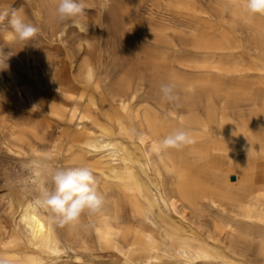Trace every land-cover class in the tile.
Listing matches in <instances>:
<instances>
[{
    "label": "bare ground",
    "instance_id": "1",
    "mask_svg": "<svg viewBox=\"0 0 264 264\" xmlns=\"http://www.w3.org/2000/svg\"><path fill=\"white\" fill-rule=\"evenodd\" d=\"M100 1L104 8L109 0ZM217 1L221 21L233 29L245 26L264 56V15L247 14L244 0ZM39 2L56 14V4ZM182 4L173 3L178 9ZM193 18L179 20L175 28L152 19L136 36L118 31L117 48L104 47L96 58L91 45L80 44L61 64L44 60L47 84L37 91L31 87L24 99L43 117V129L56 126L59 133L44 135L45 149L34 150L32 163L51 157L49 169L33 165L23 179L28 186L22 187L25 199L15 226L1 229L0 255L11 264H46L72 241L85 246L92 236L109 264H264V184L230 182L233 162L264 159V105L256 103L247 122L228 113V96L215 80L219 47L212 25L202 16ZM171 31L189 39L184 60L175 54ZM255 63L264 73V62ZM168 82L185 96L179 106L162 98L160 85ZM215 93L224 97L221 106ZM176 129L189 131L194 143L160 149L159 141ZM76 166L89 167L97 179L104 203L95 221L81 216L61 228L49 223L52 214L45 209L27 211L42 188L53 187L52 170ZM27 188L37 195L28 198ZM222 229L226 236L217 244L215 234Z\"/></svg>",
    "mask_w": 264,
    "mask_h": 264
},
{
    "label": "rangeland",
    "instance_id": "2",
    "mask_svg": "<svg viewBox=\"0 0 264 264\" xmlns=\"http://www.w3.org/2000/svg\"><path fill=\"white\" fill-rule=\"evenodd\" d=\"M39 1L0 0V14L8 13L5 19L0 21V48L11 54V57L6 61L7 67L6 64H0V67H6L0 69V77H2L0 78V232L4 227L10 229L15 226L17 209L25 199L22 195L24 194L22 187L27 184L24 180L29 177L32 171L34 150L36 148L45 149L42 144V140L46 138L44 135L51 138L59 133L56 126L48 128L47 131L43 129V117L31 111V107L24 99L27 91H31V89L37 91L38 87L41 88L47 84V74L43 68L45 59L55 60L61 64L63 60H66L65 53H73L80 44L89 45V47L91 45L90 48L95 53V55L92 53L93 57L96 58L99 56L100 50L104 52L106 49L105 52H107L109 48L110 50L117 48L115 37L119 33L139 35V31L144 30V26L152 19L153 23L167 24L168 27L171 25V28H175L179 20L184 21L193 16L194 18L202 16L205 23L212 25V35L219 47L214 55L215 80L220 84L217 86L220 93L228 96L226 104L228 113L239 123L247 122L250 121L254 105L256 103L260 107L264 105V73L257 68L255 63L256 59L264 62L263 54L256 48L259 46V39L241 23H238L234 29L223 23L221 21L224 16L221 10L222 5L217 0H179L181 4L183 3L179 9L173 5L174 0H109L104 8L100 4V0H80L85 9L84 15L77 17L81 27H78L77 23L72 20L73 23L70 22L65 26L61 23L62 25H60L59 18L55 16L57 14L51 15ZM41 1L52 2L56 4V8L58 6V0ZM37 4H41L40 7ZM13 11H17L26 22L38 28L36 35L30 40H19L11 30L8 20ZM81 20L84 24L80 22ZM227 20L230 21V15H227ZM116 24L117 27H114ZM171 32L174 34L177 46L175 54L184 60L190 56L187 45L189 39L177 31ZM7 34L18 43L13 39L10 40ZM98 48L100 49L98 50ZM53 55L57 57L55 58ZM177 94L179 100L170 104L179 106L183 103L184 94L180 91ZM98 98L100 96L95 95V100L100 103ZM222 98L224 97L215 93L217 106L223 104ZM13 132L20 135L19 140L16 134H12ZM249 160L257 162H249L244 156L238 163L239 167L244 168L242 173H246L241 176V183H231V185L252 186V184L264 182V162H262L264 159L249 158ZM238 170V167H234L232 172H238ZM19 179H22V183ZM254 188H261V186ZM26 192L25 195L28 198H34L37 195L29 188ZM96 217L97 213L82 215V218L88 223L95 221ZM225 236V229L218 231L215 234V242L218 244ZM83 246L80 242L72 241L68 248L54 254L46 264H109L106 259L100 256L102 253L98 248L99 244L95 236H92L88 244Z\"/></svg>",
    "mask_w": 264,
    "mask_h": 264
},
{
    "label": "clouds",
    "instance_id": "3",
    "mask_svg": "<svg viewBox=\"0 0 264 264\" xmlns=\"http://www.w3.org/2000/svg\"><path fill=\"white\" fill-rule=\"evenodd\" d=\"M244 8L249 15H264V0H244ZM84 4L80 0H58L56 14L59 20H73L84 15ZM8 13L0 14V21H3ZM12 31L21 41H28L38 32V28L26 22L17 11L11 13L8 20ZM11 57L10 53L0 49V64H6ZM6 67H0L4 69ZM174 82L162 83L159 91L162 98L169 103L179 100ZM58 90V89H57ZM194 140L189 131L176 129L159 141V148H182L191 145ZM44 160L34 161L33 165L41 170L47 171L49 164ZM51 184L53 187L45 186L39 191L38 196L28 205L27 211L45 209L52 215L49 223L64 227L80 220L83 214L94 215L102 209L104 200L97 190V179L93 171L86 166L68 168H55L51 171ZM0 264H11V261L4 255H0Z\"/></svg>",
    "mask_w": 264,
    "mask_h": 264
},
{
    "label": "crops",
    "instance_id": "4",
    "mask_svg": "<svg viewBox=\"0 0 264 264\" xmlns=\"http://www.w3.org/2000/svg\"><path fill=\"white\" fill-rule=\"evenodd\" d=\"M247 161H249V162H257V161H250L249 159H247ZM239 161H235V162H233L232 163V167H231V172H230V182L232 183V184H239V183H241L240 181H241V176H244L245 175V173H242L243 171H244V168L242 167H239V163H238ZM258 162H261V161H258ZM262 162H264V161H262ZM234 167H238L239 168V170H238V172H232L233 171V168ZM243 170V171H242ZM232 176H234L235 177V179H232ZM260 184H264V182H262V183H259V185ZM249 185H251V184H249ZM253 185V184H252ZM258 185V184H257Z\"/></svg>",
    "mask_w": 264,
    "mask_h": 264
},
{
    "label": "water",
    "instance_id": "5",
    "mask_svg": "<svg viewBox=\"0 0 264 264\" xmlns=\"http://www.w3.org/2000/svg\"><path fill=\"white\" fill-rule=\"evenodd\" d=\"M232 179H235V177H234V176H232Z\"/></svg>",
    "mask_w": 264,
    "mask_h": 264
}]
</instances>
